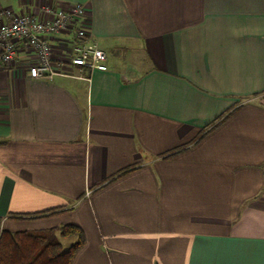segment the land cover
<instances>
[{"label": "crops", "instance_id": "1", "mask_svg": "<svg viewBox=\"0 0 264 264\" xmlns=\"http://www.w3.org/2000/svg\"><path fill=\"white\" fill-rule=\"evenodd\" d=\"M74 4L106 71L72 65L69 34L52 80L23 42L0 63V233L78 225L73 264H264V0L0 11Z\"/></svg>", "mask_w": 264, "mask_h": 264}, {"label": "built area", "instance_id": "2", "mask_svg": "<svg viewBox=\"0 0 264 264\" xmlns=\"http://www.w3.org/2000/svg\"><path fill=\"white\" fill-rule=\"evenodd\" d=\"M85 7L45 6L39 15L17 14L13 10L0 11V63L9 64L14 58L15 43H25L37 56V63L29 68L35 79L52 80L58 73L53 63L51 39L55 34H69L76 42L71 50L70 63L90 71H106V54L87 30L79 25Z\"/></svg>", "mask_w": 264, "mask_h": 264}, {"label": "trees", "instance_id": "3", "mask_svg": "<svg viewBox=\"0 0 264 264\" xmlns=\"http://www.w3.org/2000/svg\"><path fill=\"white\" fill-rule=\"evenodd\" d=\"M221 118L222 120L217 119V124L207 130V133L225 119L224 116ZM205 134H202L203 136L201 135L197 142ZM186 149L187 147L181 148L165 157L182 153ZM134 170L135 168H127L119 172L115 179L128 175ZM53 214L55 212H51L49 215ZM58 236L63 239L74 238L75 241L65 249ZM84 245L85 233L81 227L75 224L40 231L11 232L3 230L0 233V264H73L76 255Z\"/></svg>", "mask_w": 264, "mask_h": 264}, {"label": "rangeland", "instance_id": "4", "mask_svg": "<svg viewBox=\"0 0 264 264\" xmlns=\"http://www.w3.org/2000/svg\"><path fill=\"white\" fill-rule=\"evenodd\" d=\"M58 238L59 240H62V245L65 249H67L72 243H74V238L63 239L60 236H58Z\"/></svg>", "mask_w": 264, "mask_h": 264}]
</instances>
